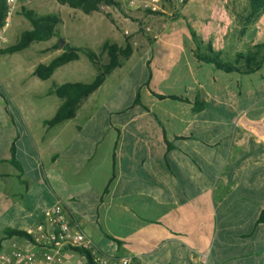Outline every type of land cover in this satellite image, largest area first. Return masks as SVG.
Listing matches in <instances>:
<instances>
[{
    "label": "crops",
    "instance_id": "crops-1",
    "mask_svg": "<svg viewBox=\"0 0 264 264\" xmlns=\"http://www.w3.org/2000/svg\"><path fill=\"white\" fill-rule=\"evenodd\" d=\"M114 1L109 42L128 44L130 55L73 119L45 125L62 103L53 84L24 90V76L7 71L14 53L0 55V253L33 251L5 232L35 227L60 202L65 219L110 258L264 264V48L248 74L203 60L235 64L264 46V9L252 17L246 0H187L163 22ZM54 43L29 46V57L49 55L27 70L32 83L34 68L63 52ZM61 67L36 79L52 80ZM34 250L41 259L45 250ZM52 264L86 259L65 249Z\"/></svg>",
    "mask_w": 264,
    "mask_h": 264
},
{
    "label": "trees",
    "instance_id": "trees-1",
    "mask_svg": "<svg viewBox=\"0 0 264 264\" xmlns=\"http://www.w3.org/2000/svg\"><path fill=\"white\" fill-rule=\"evenodd\" d=\"M187 0H185L186 2ZM251 10V16H257L264 9V0H246ZM56 2L64 7L78 10L84 15L92 16L94 13H102L105 7H114L116 2L114 0H56ZM157 14L155 12H150ZM23 17L29 22L30 29L24 30L17 41L8 47L0 49V55L13 54L23 51L32 43H42L57 38L56 26L61 23L59 17L55 15L37 16L32 11L23 9L21 11ZM6 15V0H0V30L3 28L4 19ZM194 38V34H192ZM54 50L60 49L58 47V41L54 44ZM264 48V46H255L252 52L247 54H238L236 63H225L219 60L216 55L206 56L203 60L207 63H212L217 69L225 72H242L252 73L260 68L261 60L257 58L258 51ZM63 51L59 56L52 59L47 65L39 64L33 70V75L38 79L44 81L51 77L55 69L73 62L79 59L80 54H84L88 61L95 67L97 75L89 83L81 82H66L61 85L53 86L51 93L61 99L62 103L56 111L53 118L45 122L47 126H54L66 120L73 119L75 117L77 108L82 100L87 98L90 94L96 91L104 82L105 78L116 68H119L122 61L127 59L130 55V48L128 44L125 46H118L115 43L105 41L98 52L95 54L91 50L83 49L80 47L64 44L61 48ZM211 52V48H209ZM106 55L107 62L103 63L101 58ZM238 61H243L245 69L240 71L236 66ZM172 99H177L172 97ZM12 165H15L13 161H10ZM258 223L264 225V205L258 216ZM6 236H17L26 238L25 232L9 230L5 232ZM82 255L86 259V264H96V262L89 256L88 253L82 250H72Z\"/></svg>",
    "mask_w": 264,
    "mask_h": 264
},
{
    "label": "rangeland",
    "instance_id": "rangeland-1",
    "mask_svg": "<svg viewBox=\"0 0 264 264\" xmlns=\"http://www.w3.org/2000/svg\"><path fill=\"white\" fill-rule=\"evenodd\" d=\"M172 1L173 0L159 1L158 9L155 13H160L158 16L163 18V22H165V20L170 22L174 21L173 12L179 5L185 4V1L182 4H178L174 1V6L172 7ZM23 9L32 11L37 16L51 14L59 17L61 23L56 26L58 39L52 38L51 40H54L56 43L61 38L64 42L63 46L67 43L69 45L91 50L95 54H98L103 42L111 41L112 38L109 37V29L113 23L117 22L112 7H105L102 13H94L92 16H87L78 10L59 5L56 0H35L29 6L21 8L20 11H18V15L14 13L10 17L9 27L0 35V45H13L22 31L30 29L29 22L21 14ZM12 29L14 30L11 33ZM32 45L33 48H37L36 43ZM29 48L5 57L7 71L20 73L24 76V79H26L24 90L44 89L43 87H50L51 84L56 86L58 83L62 84V82L89 83L97 75L95 67L88 61L84 54H80L77 62L69 63L58 69L52 80L41 83V81L35 77L38 83H32L27 78V70L31 64L34 63L37 56L29 57L31 53ZM47 57H49L48 54H43L41 56L39 55L37 58L46 59ZM101 61L103 63L107 62L106 55L102 56ZM63 75L65 77L61 78ZM39 84H42V88ZM22 96H24V94Z\"/></svg>",
    "mask_w": 264,
    "mask_h": 264
},
{
    "label": "built area",
    "instance_id": "built-area-1",
    "mask_svg": "<svg viewBox=\"0 0 264 264\" xmlns=\"http://www.w3.org/2000/svg\"><path fill=\"white\" fill-rule=\"evenodd\" d=\"M35 0H6V15L2 32L10 22V17L18 8L29 6ZM160 0H127L129 7H136L143 11L156 12ZM185 0H177L182 4ZM44 221L25 231L27 242L33 251L25 253H0V264H52L54 255L61 250H82L96 262V264H130L131 259L110 258L98 252L92 240L76 226L71 225L63 215L60 202H56L43 212ZM45 250L41 259H37V250Z\"/></svg>",
    "mask_w": 264,
    "mask_h": 264
},
{
    "label": "water",
    "instance_id": "water-1",
    "mask_svg": "<svg viewBox=\"0 0 264 264\" xmlns=\"http://www.w3.org/2000/svg\"><path fill=\"white\" fill-rule=\"evenodd\" d=\"M63 43H64L63 40L60 38L58 40V47L61 48L63 46Z\"/></svg>",
    "mask_w": 264,
    "mask_h": 264
}]
</instances>
